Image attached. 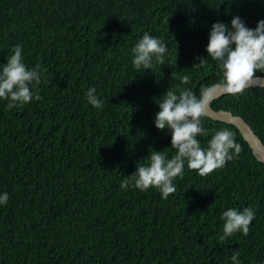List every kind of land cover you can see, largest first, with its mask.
I'll list each match as a JSON object with an SVG mask.
<instances>
[{
    "label": "trees",
    "instance_id": "16d2710c",
    "mask_svg": "<svg viewBox=\"0 0 264 264\" xmlns=\"http://www.w3.org/2000/svg\"><path fill=\"white\" fill-rule=\"evenodd\" d=\"M235 16L254 29L264 0H0V64L20 45L29 69H46L31 89L41 99L9 109L0 98V264H232L235 251L264 264V162L235 125L202 118V147L227 128L242 151L204 177L185 164L167 199L120 187L149 151L175 154L171 131L155 127L156 99L220 82L206 48L212 25L231 28ZM145 32L168 53L136 70L131 49ZM90 87L103 109L87 102ZM211 107L244 118L264 144V86ZM248 206L249 234L220 242L222 212Z\"/></svg>",
    "mask_w": 264,
    "mask_h": 264
},
{
    "label": "clouds",
    "instance_id": "9594fccd",
    "mask_svg": "<svg viewBox=\"0 0 264 264\" xmlns=\"http://www.w3.org/2000/svg\"><path fill=\"white\" fill-rule=\"evenodd\" d=\"M11 51L7 62L0 64V98L8 101L9 109L41 99L38 88L36 92L31 89L41 83V73L46 71L39 65L29 69L24 63L20 45H15ZM206 51L220 70V82L209 87L202 85L199 95L189 88H168L156 99L160 110L155 113V127L171 131L170 147L175 149V154L168 158L162 151H149L147 162L137 164L136 171L125 176L120 184L121 189L127 191L131 187L147 191L155 188L162 199H167L176 192L174 181L177 177H183L185 164L188 169L204 177L239 157L242 146L227 128L215 131L207 147L201 146L198 137L209 134L210 130L203 127L202 118L207 115L218 93L236 96L260 83L261 78L256 76V72H264V19L259 20L254 29L247 27L239 16L232 18L231 28L215 22ZM131 52L132 65L136 70L152 69L154 65L165 64L168 46L161 38L145 32ZM199 63L205 64L207 60L201 58ZM189 82V76L182 77L181 84ZM85 96L91 106L103 109L104 102L98 98L95 87L88 88ZM8 200L7 192L0 194V205H6ZM255 211L252 206L223 211V234L218 236L219 241L225 242L237 232L248 235ZM239 256V251L233 253L232 264H241Z\"/></svg>",
    "mask_w": 264,
    "mask_h": 264
},
{
    "label": "water",
    "instance_id": "95a60500",
    "mask_svg": "<svg viewBox=\"0 0 264 264\" xmlns=\"http://www.w3.org/2000/svg\"><path fill=\"white\" fill-rule=\"evenodd\" d=\"M261 78L259 84L253 85L254 86H264V75L258 76ZM223 95L222 93H218L217 97ZM213 120L222 121L228 124H233L239 130L243 138L247 141L250 148L254 152L255 156L258 160L264 162V144L261 140L256 136L252 128L249 124L239 115L233 114L229 110H214L211 105L207 110V115Z\"/></svg>",
    "mask_w": 264,
    "mask_h": 264
}]
</instances>
